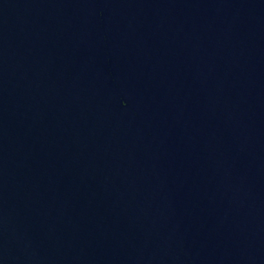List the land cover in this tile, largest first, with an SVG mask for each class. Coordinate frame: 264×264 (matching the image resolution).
Segmentation results:
<instances>
[{
	"label": "water",
	"instance_id": "95a60500",
	"mask_svg": "<svg viewBox=\"0 0 264 264\" xmlns=\"http://www.w3.org/2000/svg\"><path fill=\"white\" fill-rule=\"evenodd\" d=\"M0 264H264V0H0Z\"/></svg>",
	"mask_w": 264,
	"mask_h": 264
}]
</instances>
